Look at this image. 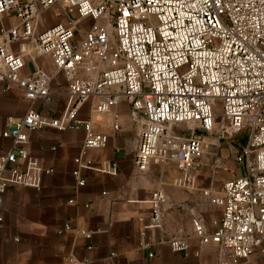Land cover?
Returning <instances> with one entry per match:
<instances>
[{
	"label": "built area",
	"instance_id": "1",
	"mask_svg": "<svg viewBox=\"0 0 264 264\" xmlns=\"http://www.w3.org/2000/svg\"><path fill=\"white\" fill-rule=\"evenodd\" d=\"M56 3L66 22L36 32L34 20ZM12 14L14 25L0 22V82L17 85L32 102L48 99L51 75L39 68L21 74L26 55L46 54L64 73L68 102L59 118L31 108L16 122L8 117L0 129L12 140L0 155V209L10 187H41L46 170L26 150L28 130L75 127L89 98L96 99L99 114L124 99L138 125L135 167L143 172L152 159L175 161L182 170L176 183L184 187L193 186L199 158L211 145L246 131L236 156L242 174L204 191L222 208L215 230L206 234L200 220L192 223L202 243L221 250L212 264L247 261L253 254L264 264V0H0V21ZM183 124L189 130L177 131ZM107 140L105 133H90L82 147H103ZM75 162L81 186L79 168H97L82 157ZM99 170L117 169L111 164ZM166 201L161 189L152 191L143 231L163 225ZM168 243L176 252L188 247L178 236Z\"/></svg>",
	"mask_w": 264,
	"mask_h": 264
},
{
	"label": "crops",
	"instance_id": "2",
	"mask_svg": "<svg viewBox=\"0 0 264 264\" xmlns=\"http://www.w3.org/2000/svg\"><path fill=\"white\" fill-rule=\"evenodd\" d=\"M67 11L76 18L73 8ZM66 20V13L56 3L37 16L35 30ZM0 22L8 27L17 23V18L12 14ZM11 48L17 50V45ZM24 59L22 75L39 68L52 76L50 96L32 102L17 85L0 82V129L6 127L8 117L16 122L31 108L52 118H59L66 108L67 82L49 55L31 52ZM96 102L89 98L79 107L75 127L47 126L27 131L26 150L39 159L46 172L40 188L15 185L3 195L0 264L217 263L219 246L211 241L202 243L192 221L200 220L206 234L215 230L222 208L210 202L204 191L218 188L243 172L236 161L238 149L230 155L223 144L212 146L211 152L199 158L193 186L184 187L176 183L182 170L175 161L162 164L152 159L143 172L135 167L138 125L127 101L118 100L102 114L94 111ZM96 132L108 135L106 144L83 148L85 137ZM11 147L12 140L0 136V155ZM77 157L90 160L97 168H79L85 181L81 186L73 174L78 168ZM111 164L116 165L115 174L99 170ZM155 189H161L167 199L162 208L164 223L143 231V224L150 220L149 199ZM173 236L185 239L187 249L172 251L168 240ZM260 263L256 254L247 261H230Z\"/></svg>",
	"mask_w": 264,
	"mask_h": 264
},
{
	"label": "rangeland",
	"instance_id": "3",
	"mask_svg": "<svg viewBox=\"0 0 264 264\" xmlns=\"http://www.w3.org/2000/svg\"><path fill=\"white\" fill-rule=\"evenodd\" d=\"M69 15L71 17L74 16L73 13H69ZM75 17V16H74ZM218 110V109H217ZM191 125V124H190ZM193 126V125H192ZM176 130L177 131H184V130H189L187 129V125L186 124H183V125H178L176 127ZM246 131L243 130L241 131L239 134H237L236 136L232 137V138H226V139H223L220 144H223V147L226 149V150H229V153L231 155V153L235 152V149H238L239 146H241V144H243L244 142V138H245V133ZM211 148H212V145L210 146L209 148V152H211ZM239 175H241L242 173L239 171L238 173Z\"/></svg>",
	"mask_w": 264,
	"mask_h": 264
},
{
	"label": "trees",
	"instance_id": "4",
	"mask_svg": "<svg viewBox=\"0 0 264 264\" xmlns=\"http://www.w3.org/2000/svg\"><path fill=\"white\" fill-rule=\"evenodd\" d=\"M246 133V132H245ZM245 140H246V134H245V138H244ZM245 140H244V142H243V144L245 143ZM243 144H241V145H243ZM240 147V146H239Z\"/></svg>",
	"mask_w": 264,
	"mask_h": 264
}]
</instances>
